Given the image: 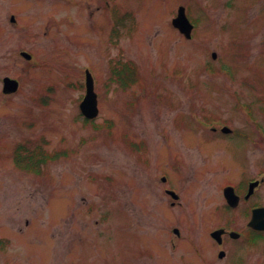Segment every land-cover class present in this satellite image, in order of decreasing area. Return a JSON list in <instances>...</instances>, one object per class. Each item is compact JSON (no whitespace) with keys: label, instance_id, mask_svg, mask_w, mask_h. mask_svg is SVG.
Returning a JSON list of instances; mask_svg holds the SVG:
<instances>
[{"label":"rangeland","instance_id":"374dc122","mask_svg":"<svg viewBox=\"0 0 264 264\" xmlns=\"http://www.w3.org/2000/svg\"><path fill=\"white\" fill-rule=\"evenodd\" d=\"M179 5L190 39L171 24ZM128 60L138 78L123 89L110 66ZM20 143L65 154L27 172ZM244 165L264 167V0H0V264H264V233L222 209ZM219 227L244 236L218 245Z\"/></svg>","mask_w":264,"mask_h":264},{"label":"water","instance_id":"95a60500","mask_svg":"<svg viewBox=\"0 0 264 264\" xmlns=\"http://www.w3.org/2000/svg\"><path fill=\"white\" fill-rule=\"evenodd\" d=\"M11 20H14L13 16H11ZM172 24L179 29L181 33H183L186 37H190L192 24L189 22L188 18L185 15L184 7L179 6L177 15L172 19ZM23 56L29 58L30 55L26 52H21ZM212 56L215 57L216 54L212 53ZM17 81L5 76L3 78V92H13L17 89ZM85 95L79 104V108L82 114L87 118H93L98 114L97 107V96L93 88V79L88 70H85ZM222 131L229 132L230 129L228 127H223ZM255 184V183H254ZM224 195L229 203H232V195L231 188L226 187L224 189ZM248 225L256 230H264V207H258L253 210L251 218L248 222ZM175 232H178L177 229H174ZM223 229H217L211 232V236L215 238L218 243H221V234L223 233ZM231 237H238L239 233L231 231ZM219 257L224 255V251L219 252Z\"/></svg>","mask_w":264,"mask_h":264},{"label":"trees","instance_id":"16d2710c","mask_svg":"<svg viewBox=\"0 0 264 264\" xmlns=\"http://www.w3.org/2000/svg\"><path fill=\"white\" fill-rule=\"evenodd\" d=\"M112 66L114 67L112 68ZM112 66H110V71L112 77L115 76V78H111V80L117 81L121 88L125 89L129 87L132 82L137 80L138 73L133 63L118 62L117 64L113 63ZM27 146L28 145L24 143H20L13 151V161L15 165L19 169L27 172L38 173L41 171V166L43 164L57 158L59 154H65V151L53 154L43 150L41 146H36L32 149H29Z\"/></svg>","mask_w":264,"mask_h":264},{"label":"flooded vegetation","instance_id":"af4514ba","mask_svg":"<svg viewBox=\"0 0 264 264\" xmlns=\"http://www.w3.org/2000/svg\"><path fill=\"white\" fill-rule=\"evenodd\" d=\"M143 147H147V146H143ZM244 162H247L246 160H242ZM179 166V163L177 161V159L174 158L172 159V161L169 163V167H170V171L172 172H176L177 173V167ZM248 165H244L243 170L240 172V175L238 177V179L236 181H226L224 182V184H221V189L224 188L227 185H230L233 187L234 193L238 196V199L236 201V204L234 206H231L227 203H225V208L229 209V210H238L242 213L250 214L251 210L255 207H257V188L258 186L254 187L253 191L246 196L247 194V190L249 187V183H251L252 181L256 180L259 176V174L263 175L264 174V167L261 170L255 169L254 172H250V169H247ZM259 171V172H257ZM253 173V174H252ZM264 177L262 176L261 179H263ZM160 181L167 183L169 182V186H166L164 188V191L166 192L167 190H173L175 189V186H173L171 184V178L169 176V174L167 172H160ZM264 181V179H263ZM224 235V239H230L226 233L223 234Z\"/></svg>","mask_w":264,"mask_h":264}]
</instances>
